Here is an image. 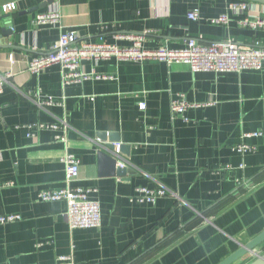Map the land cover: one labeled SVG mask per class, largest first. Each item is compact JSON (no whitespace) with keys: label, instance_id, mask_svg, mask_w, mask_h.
Listing matches in <instances>:
<instances>
[{"label":"crops","instance_id":"obj_1","mask_svg":"<svg viewBox=\"0 0 264 264\" xmlns=\"http://www.w3.org/2000/svg\"><path fill=\"white\" fill-rule=\"evenodd\" d=\"M45 1L0 0V75H11L0 94V216L21 217L0 225V264H220L263 233L264 69L193 73L111 57L81 62V73L101 79L63 87L58 65L37 74L28 67L66 32L120 49L132 46L122 35H141L145 50H181L191 39L264 46V30L237 23L264 19V0H53L29 13ZM11 2L16 11L4 14ZM238 5L246 11L231 8ZM43 14L57 21L36 25ZM220 16L225 24L211 23ZM177 95L195 105L183 116L170 110ZM44 99L57 104L46 107ZM36 124L49 126L30 127ZM255 132L261 136L243 139ZM110 136L118 139L113 152L123 176L100 174L97 153ZM240 143L253 151L238 153ZM69 154L80 163L73 186L96 191L99 228L71 229L63 201L38 200L40 191L66 186L61 158ZM227 164L242 170L223 172ZM139 187L167 196L130 202ZM163 243L170 244L157 249ZM263 249L264 242L256 251Z\"/></svg>","mask_w":264,"mask_h":264},{"label":"built area","instance_id":"obj_2","mask_svg":"<svg viewBox=\"0 0 264 264\" xmlns=\"http://www.w3.org/2000/svg\"><path fill=\"white\" fill-rule=\"evenodd\" d=\"M232 9L240 12L246 11L245 5L231 6ZM17 9L16 2L3 5L1 10L4 14L15 12ZM57 15L43 14L38 15L35 24H48L56 22ZM188 17L197 20L196 13H190ZM226 16H220L211 20V23L225 24ZM240 27L264 30V19L250 21L246 17L237 21ZM133 44L130 48L120 49L113 44L106 42L91 43L81 39L74 32L61 34L57 42L45 54L38 55L34 58L28 71L39 73L52 65H58L61 69L62 86L73 83H82L86 80L101 79L100 76L83 74L80 72L81 62L84 60L100 61L115 57L118 61H143L153 59L165 62L167 65L184 64L188 66L193 73L213 72V73H241L242 71H260L264 69V46L260 42H254L253 45L240 47L238 44L228 43H210L201 44L195 40H188L186 47L181 50H170L165 46L155 50H145L141 48L142 37L127 36ZM10 73L0 75V94L3 92V86ZM105 79V78H103ZM50 99H44L43 105L52 107L56 105ZM143 106L140 105V108ZM195 107L188 103L183 95H177L171 100L170 110L174 116H183L184 113ZM49 125L36 124L30 126L37 130L48 128ZM52 129L57 127L52 126ZM261 133H248L243 135V139L260 137ZM56 140L64 142L65 139L56 137ZM238 153L244 154L252 152L253 147L240 143L234 148ZM61 163L65 166V187L58 190H46L40 193L39 198L44 202L63 201L66 204L65 220L71 229H95L101 226L100 207L97 201L91 198L95 190L84 189L73 186V182L78 178L79 161L73 155H65L61 158ZM121 166V165H120ZM122 167V166H121ZM221 170L226 173L242 170V165L235 168L231 165H224ZM245 181L236 180L237 185H244ZM1 187V184H0ZM167 196V192L162 188L139 187L129 197V201L135 204H153L159 198ZM19 220L18 216L0 217V225ZM61 261L68 258H61Z\"/></svg>","mask_w":264,"mask_h":264},{"label":"water","instance_id":"obj_3","mask_svg":"<svg viewBox=\"0 0 264 264\" xmlns=\"http://www.w3.org/2000/svg\"><path fill=\"white\" fill-rule=\"evenodd\" d=\"M53 0H47L43 2L38 7H35L33 9H30L29 13H33L38 11L39 9H42L46 7L48 4H51ZM2 35L4 37L9 36L11 33L10 29H2L1 30ZM99 138L101 141H104L105 138L103 135H100ZM118 139L117 137L110 136L109 137V143L105 144L97 153V161L99 164L100 174L103 176H123L125 170L120 165L118 166V156L114 155V143H117ZM264 242V231L259 236H257L255 239L250 241L247 244H240L239 249L230 255L228 258H226L224 261H222L220 264H234L239 259H241L243 256L249 255L253 258L252 261H250L248 264H264V252L258 253L256 249L260 244Z\"/></svg>","mask_w":264,"mask_h":264},{"label":"trees","instance_id":"obj_4","mask_svg":"<svg viewBox=\"0 0 264 264\" xmlns=\"http://www.w3.org/2000/svg\"><path fill=\"white\" fill-rule=\"evenodd\" d=\"M224 166V165H223ZM235 171H238V170H235ZM234 173V172H233ZM238 186V185H237ZM146 188H148V187H146ZM240 188H243V187H240ZM245 190V189H244ZM41 192H43V190L42 191H40L39 193H38V200L39 201H42L40 198H39V195H40V193ZM42 202H44V201H42ZM47 203H50V202H47ZM221 206H224V205H221ZM222 207H218L217 208V210L216 211H218V210H220ZM9 216H16V215H4V216H0V217H9ZM19 217V220H21V217L20 216H18ZM16 221H18V220H15V221H13V222H9V223H14V222H16ZM9 223H6V224H9ZM199 223V220H197V221H195L194 223H192V225L191 226H189V227H187L186 229H190V228H193L194 226H196L197 224ZM6 224H4V225H6ZM170 243H163L162 245H160L159 247H157V249L159 248H163L164 246H167V245H169ZM263 252H264V249H263ZM249 263V261H247V262H244V263H242V264H248Z\"/></svg>","mask_w":264,"mask_h":264},{"label":"rangeland","instance_id":"obj_5","mask_svg":"<svg viewBox=\"0 0 264 264\" xmlns=\"http://www.w3.org/2000/svg\"><path fill=\"white\" fill-rule=\"evenodd\" d=\"M128 35H122L120 37H118L119 39H125V40H128ZM129 36H138V37H141V35H129ZM133 44V43H132ZM181 65H184V64H181ZM186 66V65H185ZM188 67V66H187ZM123 167V166H122Z\"/></svg>","mask_w":264,"mask_h":264}]
</instances>
